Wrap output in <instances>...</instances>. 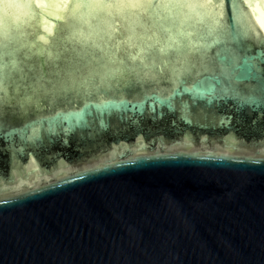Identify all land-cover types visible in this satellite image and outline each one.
<instances>
[{"label": "water", "instance_id": "water-1", "mask_svg": "<svg viewBox=\"0 0 264 264\" xmlns=\"http://www.w3.org/2000/svg\"><path fill=\"white\" fill-rule=\"evenodd\" d=\"M70 10L38 0L39 50ZM220 15L211 0L197 46L169 56L191 70L158 79L165 95L117 93L119 117L47 79L0 91V264H264V0ZM172 96L182 115L160 111Z\"/></svg>", "mask_w": 264, "mask_h": 264}, {"label": "clouds", "instance_id": "clouds-1", "mask_svg": "<svg viewBox=\"0 0 264 264\" xmlns=\"http://www.w3.org/2000/svg\"><path fill=\"white\" fill-rule=\"evenodd\" d=\"M37 3L0 0V91L18 82L47 79L69 85L85 98L94 96L110 118L123 111L117 93L144 88L165 95L158 79L167 72L171 82L191 70L187 62L177 66L169 56L197 46L211 0H66L71 10L54 54L39 50L33 41ZM183 99L170 97L160 111L182 115ZM89 126L85 114L70 132ZM33 133L36 139L51 138L62 136L64 128L32 124L25 135Z\"/></svg>", "mask_w": 264, "mask_h": 264}, {"label": "snow or ice", "instance_id": "snow-or-ice-1", "mask_svg": "<svg viewBox=\"0 0 264 264\" xmlns=\"http://www.w3.org/2000/svg\"><path fill=\"white\" fill-rule=\"evenodd\" d=\"M217 4L220 6L221 15L217 19L224 24L235 23L232 15L233 0H217ZM145 103H148L147 101ZM153 105H157V101L151 102Z\"/></svg>", "mask_w": 264, "mask_h": 264}]
</instances>
